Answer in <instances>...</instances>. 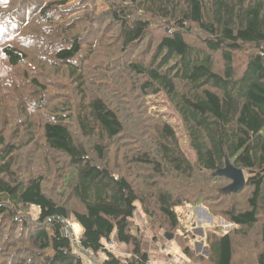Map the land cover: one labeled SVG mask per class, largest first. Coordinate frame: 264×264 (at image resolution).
<instances>
[{"label":"trees","instance_id":"1","mask_svg":"<svg viewBox=\"0 0 264 264\" xmlns=\"http://www.w3.org/2000/svg\"><path fill=\"white\" fill-rule=\"evenodd\" d=\"M186 205L235 226L200 262L264 264V0H0V264H148L137 207L179 237Z\"/></svg>","mask_w":264,"mask_h":264},{"label":"rangeland","instance_id":"2","mask_svg":"<svg viewBox=\"0 0 264 264\" xmlns=\"http://www.w3.org/2000/svg\"><path fill=\"white\" fill-rule=\"evenodd\" d=\"M147 104L150 106V111L152 112L153 115H155L157 118L163 119L165 120L174 130L177 138L179 139V143H180V148L182 150V152L184 153V155L186 156V158L190 161V162H194V154L193 152L190 150L189 145H188V141H187V137L185 135V132L183 130L182 124L178 118V116L174 113L172 107L169 105V103L166 101V99L162 96V95H158V96H151L147 99ZM202 206V205H199ZM205 207V206H203ZM206 208V207H205ZM32 215L33 218L35 217V211L32 210ZM185 214V212L182 213V217ZM139 216H141V218L144 220L145 218L143 217V214L141 213L140 209L137 207V212L135 214V218H134V226L137 228H139L140 234H142V248L143 245L145 247L146 241L144 236L146 235V230H144L142 228V230L140 229L141 225L139 223ZM216 219H220V218H214L213 220ZM222 220V219H221ZM217 221H215L216 223ZM223 224L220 223L218 226L215 224V227L213 225V227L210 229H206L203 232V240L202 237H200L198 234L195 233V231H190L188 227L186 228H182L181 229V233H178L177 235L179 237H174V235H172V239L171 240H166L164 238V234H157L156 236L153 234L150 226L148 225V223L146 222V226L147 229H149L148 231H150V239L148 240V242H154L156 239H159V246L161 247L160 252L162 254V256L167 259V260H172V262L175 261L176 258H179L181 261L186 262L187 264H208L207 262H200L198 259L202 258V259H206L207 255H208V246L207 243L205 241V235H206V231L208 230H213L214 234L217 235H222V234H226L230 231H232L235 226L233 224H230L228 222H225L224 220H222ZM71 229V233L73 234V239L76 241L77 239H79L80 237V227L74 223V221H69L67 223ZM183 226L184 222L182 223ZM133 227L132 230L135 228ZM184 230L187 232H184ZM188 236L187 238L184 236ZM184 237L185 239H187L188 244L189 245V250L191 253V257L185 255L183 253V247L185 246V244H181L179 238ZM168 242H170L171 244V255H169L167 248L164 246L166 245ZM109 250L114 251L117 256H119L120 258H124L126 252V248L124 246H121L117 243L114 244H106L105 245ZM164 249V250H163ZM144 250V249H143ZM238 252L240 254L241 253V249H237ZM168 253V255H167ZM241 256V255H240ZM96 257L98 258H93L96 260L97 263H99V261H101L102 259V255L100 253H98L96 255ZM82 258L84 259V263L85 264H92V262H88V259L82 255ZM92 258H90L91 260ZM241 259V257H238V260ZM238 261L237 259H235L233 264H237Z\"/></svg>","mask_w":264,"mask_h":264},{"label":"crops","instance_id":"3","mask_svg":"<svg viewBox=\"0 0 264 264\" xmlns=\"http://www.w3.org/2000/svg\"><path fill=\"white\" fill-rule=\"evenodd\" d=\"M180 213L185 212V214L183 215V222H184V228L188 227L190 231H195L196 234H198L200 237H202L203 240V232L204 230L208 229V228H212L213 225L215 227V224L218 226L220 223L223 224L221 219H216L213 220L214 218L211 217L208 213L207 208L203 207V206H192V205H186L183 208H180L178 210ZM144 217V216H143ZM215 221H217L215 223ZM139 223L141 225L140 229L142 230V228L144 230H146V235L144 236L146 241L145 247L143 245V249L144 251L149 255V260L151 261V264H187L184 261H181L179 258H176L174 262H172V260H167L165 259L161 252H160V246H159V239H156L153 243L148 242V240L150 239V231H148L149 229H147L146 226V221L145 219L143 220L141 218V216H139ZM136 227L134 228L136 231ZM139 229V228H138ZM161 245V244H160ZM167 250L169 255H171V244L170 242H168L166 245H164ZM167 253V255H168ZM91 258V257H90ZM88 259V262H92V264H97L95 259Z\"/></svg>","mask_w":264,"mask_h":264},{"label":"water","instance_id":"4","mask_svg":"<svg viewBox=\"0 0 264 264\" xmlns=\"http://www.w3.org/2000/svg\"><path fill=\"white\" fill-rule=\"evenodd\" d=\"M220 175L231 181V184L229 185L230 192L235 193L240 191L244 185L245 178L242 170L236 169L228 162L225 163V167L220 171ZM164 238L166 240H171L172 235L165 233Z\"/></svg>","mask_w":264,"mask_h":264},{"label":"built area","instance_id":"5","mask_svg":"<svg viewBox=\"0 0 264 264\" xmlns=\"http://www.w3.org/2000/svg\"><path fill=\"white\" fill-rule=\"evenodd\" d=\"M164 250V249H163ZM98 254V253H97ZM148 264H151L150 262H148Z\"/></svg>","mask_w":264,"mask_h":264}]
</instances>
